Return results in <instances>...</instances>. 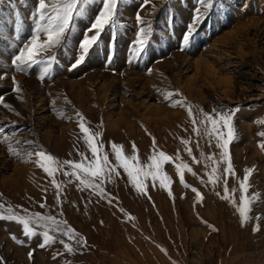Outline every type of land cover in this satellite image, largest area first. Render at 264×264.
<instances>
[{"label":"rangeland","instance_id":"rangeland-1","mask_svg":"<svg viewBox=\"0 0 264 264\" xmlns=\"http://www.w3.org/2000/svg\"><path fill=\"white\" fill-rule=\"evenodd\" d=\"M36 6L37 0H0V212L51 216L57 224L49 229L71 227L86 243L50 231L56 242L40 247L44 228L28 238L22 225L0 219V264H264V149L258 146L264 124L256 123L264 118V0H213L187 46L183 36L201 8L197 0H123L117 26H106L84 62L71 68L102 8V0H90L62 43L19 72L12 57L31 38ZM137 14L151 27L140 56L132 52L141 27ZM168 92L179 93L170 99L191 105L197 120L198 110H235L236 139L229 151L236 175L227 183L230 193L236 191L229 199L222 198L226 165L205 158L219 159L215 139L210 144L202 128L195 134L186 109L165 100ZM77 113L102 133L98 140L112 165V143L126 155L134 144L140 163H150L154 137L156 149L179 153L175 163L192 169L184 172L188 187L173 162L162 165L171 179L168 188L148 177L144 192L116 166L100 196L65 176L66 166L54 176L61 185L58 200L52 178L27 153L43 150L60 161H80L79 150L90 158ZM181 138L190 142L191 156ZM9 146L19 155L10 154ZM212 167H218V183L209 182ZM245 169L252 170L248 195L255 197L242 226L238 181Z\"/></svg>","mask_w":264,"mask_h":264},{"label":"snow or ice","instance_id":"snow-or-ice-1","mask_svg":"<svg viewBox=\"0 0 264 264\" xmlns=\"http://www.w3.org/2000/svg\"><path fill=\"white\" fill-rule=\"evenodd\" d=\"M89 2L90 0H37V6L32 13L35 17V26L31 38L27 42L23 43V46L19 48L17 54L13 55V68L19 72H24L33 65L41 63L43 58L42 54L49 53L51 49L62 43L66 37V33L71 29L73 17L83 16L85 11L84 5ZM122 2L123 0H102V8L95 16V19L91 23L90 27L85 30L83 39L79 43L80 54L71 65V68H76L84 62L89 50L98 42V39L101 36V33L105 30L106 26L112 27L113 29L117 26V7L118 4ZM197 2L201 8L205 10V12H202L201 8H197L195 10L193 21L188 25L183 36L184 46L189 44L191 36L195 31V25L200 21V18L206 14L207 9H209L213 4V0H197ZM136 21L141 27H139V31L137 32L132 52L135 56H140L147 46L151 27L150 25L147 27L143 26L145 25V21L141 19L139 14L136 16ZM93 30L94 34L89 35L88 33L93 32ZM42 36L43 39H41ZM47 70L48 69L45 68L44 72L46 73ZM13 82L15 83V78H13ZM173 95L179 96L180 94L168 92L165 95V100L169 101V106H179L185 108L192 124L194 125L193 132L200 135L202 128L203 134L208 138L209 143L211 144V140L215 139L216 147L221 150L219 159H216L211 154L205 158L211 161L214 165L218 166L221 163L226 165L223 169L224 196L222 198L229 199L232 193L236 191V189H232V192L230 193L227 183L228 176L235 177L236 175L229 151V145L236 139V129L233 122L235 110H213L212 113H204L203 110H198V114L202 118L197 120V117L194 116L192 106L186 105L182 99L171 100L170 98ZM76 115L79 118L78 127L80 132L83 134L82 139L88 150L91 152L90 158L86 157L84 153L79 152V150L77 151L81 157L80 161H60L58 158L44 152L43 150H36L34 153H27L29 159L35 155V157H37L35 160L36 165L41 168L48 177L52 178L51 183L57 189L58 200L61 185L57 183L54 176L58 171L64 170L66 166L70 169V171H64L65 176H70L78 180L81 190L91 189L95 194L100 196L104 195L102 185L106 180H111V174L116 171V166L122 167L136 189L140 192H144V180L148 177H151L153 182L159 180L161 188H168V185L171 183V179L163 172L162 165L165 162H173L177 176L180 179V183L185 187H188L184 181V172L187 171L191 173L192 169L187 163H175V161L180 160L179 153L175 156H170L164 151L156 149L155 138L153 137V154L149 157L150 163L142 165L139 161L138 150L135 148L134 144L133 154L126 155L122 145L112 143L111 148L116 161V166H114L109 161L108 154L103 151V144L98 140L102 133L90 130L86 126L85 118L80 113H77ZM256 123L258 125L264 124V118H260L256 121ZM197 124L199 126H197ZM258 135L264 136V132H260ZM181 143L185 146L184 151L191 156V148L189 147L190 142L181 138ZM258 146L264 149V143H261ZM8 150L10 154L19 155V153L13 151L11 146H9ZM24 162L28 161L26 160ZM251 171V169H245V175L238 181L241 195L237 211L241 218L242 226L248 219V213L251 211V204L253 203L255 197V194L252 196L248 195V189L250 187L248 181ZM217 173L218 167H212L211 173L209 174L210 183L220 182L221 176ZM193 174L195 175V173ZM70 182L71 180H69V183ZM193 191L196 192V199L198 201L201 200V194L196 189H193ZM169 195H172L171 191H169ZM41 207H45V205L42 204ZM0 208H3V206L0 205ZM0 219L13 220L22 225L23 233L28 238L36 236L38 234V228H44L45 230L42 232L43 242L39 245L40 247H45L56 242L57 237L51 235L50 231L58 232L63 236H67L80 246H83L86 243V241L82 238H77L75 230L71 227L62 228L57 225L56 228L49 229L50 224H57L56 220L51 216L45 217L39 213L19 216L12 213L9 208L7 216L0 212ZM255 230L257 229L254 228V231ZM12 238L16 240L15 236ZM16 242L22 243L21 241ZM60 242L63 243L64 248L68 252L74 251L73 247L68 243H64V241ZM31 255L32 253H29L30 258Z\"/></svg>","mask_w":264,"mask_h":264}]
</instances>
